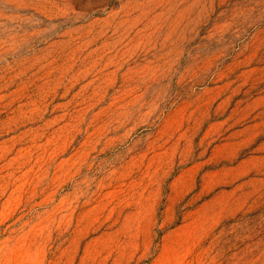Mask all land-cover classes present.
Masks as SVG:
<instances>
[{
  "label": "rangeland",
  "instance_id": "374dc122",
  "mask_svg": "<svg viewBox=\"0 0 264 264\" xmlns=\"http://www.w3.org/2000/svg\"><path fill=\"white\" fill-rule=\"evenodd\" d=\"M0 264H264V0H0Z\"/></svg>",
  "mask_w": 264,
  "mask_h": 264
}]
</instances>
